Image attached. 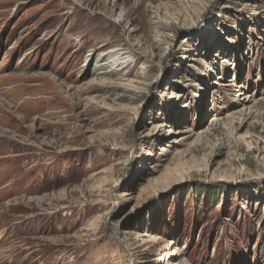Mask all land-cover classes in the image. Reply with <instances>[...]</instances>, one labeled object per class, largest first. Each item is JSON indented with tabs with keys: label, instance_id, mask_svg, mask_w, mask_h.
<instances>
[{
	"label": "rangeland",
	"instance_id": "obj_1",
	"mask_svg": "<svg viewBox=\"0 0 264 264\" xmlns=\"http://www.w3.org/2000/svg\"><path fill=\"white\" fill-rule=\"evenodd\" d=\"M0 264H264V0H0Z\"/></svg>",
	"mask_w": 264,
	"mask_h": 264
},
{
	"label": "bare ground",
	"instance_id": "obj_2",
	"mask_svg": "<svg viewBox=\"0 0 264 264\" xmlns=\"http://www.w3.org/2000/svg\"><path fill=\"white\" fill-rule=\"evenodd\" d=\"M153 19L155 26L158 28L161 23L159 16L155 15ZM130 55L120 48L102 52L98 54L95 59L93 72L97 76H109L111 74L123 73L132 66V56Z\"/></svg>",
	"mask_w": 264,
	"mask_h": 264
}]
</instances>
